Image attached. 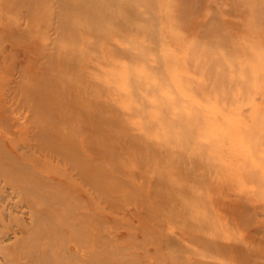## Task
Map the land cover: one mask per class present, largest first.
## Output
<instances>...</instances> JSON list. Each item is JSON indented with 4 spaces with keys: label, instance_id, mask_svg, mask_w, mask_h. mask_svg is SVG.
Returning <instances> with one entry per match:
<instances>
[{
    "label": "rangeland",
    "instance_id": "rangeland-1",
    "mask_svg": "<svg viewBox=\"0 0 264 264\" xmlns=\"http://www.w3.org/2000/svg\"><path fill=\"white\" fill-rule=\"evenodd\" d=\"M48 1L51 11H45V0H36L40 10L0 0V241L9 247L0 252V264L264 262V0L135 1L145 17L156 18V43L148 29L121 38L109 32L106 39L78 29L79 47L88 54L71 70L61 52L68 41L53 44L59 37L57 0ZM34 16L40 21L32 22ZM53 72L61 74L53 78ZM41 78L70 79L76 87L33 95L30 88ZM94 113L102 122L89 125L116 150L112 156L92 152L88 134H76L84 126L81 115L93 120ZM177 114L183 123L170 128L166 117ZM59 132L72 137L70 144L83 156H63V148H53L51 138ZM129 135L191 143L186 153L197 152L203 166L196 174L212 175L198 188L196 180L189 182L194 200L205 202L189 208L212 218L213 227L201 231L181 211L149 206L157 200L151 191L157 171L139 152L122 147ZM84 162L89 167L82 170ZM95 165L106 172L99 189L82 176H97ZM23 186L29 190L22 193ZM32 213L41 218L32 219ZM20 224L28 230L20 232ZM205 253L213 255L206 260Z\"/></svg>",
    "mask_w": 264,
    "mask_h": 264
},
{
    "label": "bare ground",
    "instance_id": "bare-ground-1",
    "mask_svg": "<svg viewBox=\"0 0 264 264\" xmlns=\"http://www.w3.org/2000/svg\"><path fill=\"white\" fill-rule=\"evenodd\" d=\"M14 1L18 2L20 4H25L26 6L27 5H30V6L33 5V7H35L36 10H40V7H38L36 5V4H38L36 2V0H35V2L32 1V0H14ZM135 1L137 2L138 0H57L56 4H57V6L59 8V14L57 16V19H58L57 20V26L56 27L54 26V27L56 28L55 31H56L57 34H59V37H58V39H56L53 42V44L57 46L58 43L61 40L68 41V46L65 47L64 50L61 51V52L64 53L63 55H65L64 60L66 61V65H67L66 67H67L68 70L73 69L79 63L80 58H82L84 55L88 54V52L86 50H83L82 48L79 47L81 42H80V39L77 38V34H78V31H79L78 29L83 30L84 32L90 33V34L96 36L97 38H104V39L108 38L109 32H115L116 34H119V37L121 38V37H124L125 34H128V33L132 32V31H135V32L140 34V32L148 29V30H150V38H151V40L153 41V43H156V40H157L156 39V37H157V26H156V23H154V21L156 22V18L155 17H151V16L150 17H145L142 12L138 11L134 7L133 2H135ZM51 6H52L51 3H49L48 0H45V2H44L45 11L46 10L51 11V9H50ZM47 15H49V14H47ZM37 16H38V14H37ZM51 18H46L47 20H45V25L49 26L51 24V20H50ZM31 20H32V22L35 21V23L37 21H40V20H38V18L36 16L32 17ZM17 28H18V33L21 36H24V35L27 34L26 30L21 29V27H17ZM28 34H29V32H28ZM109 36H110V34H109ZM97 48H98L97 45H95L93 50H97ZM113 50L116 51L120 55L122 54V55L126 56L129 59H130V57L133 58L134 60H138L139 59V57H134L129 52V50L128 51L127 50L122 51L120 49H113ZM54 51H55V49H54ZM58 53L60 54V51L56 52V54H54V55L52 54L53 56L50 58L51 61L59 59ZM42 62H43V60H42ZM9 69L10 68H8V70ZM40 72H41V74H43L42 71H40ZM60 74H61V72L59 74H58V72H55V73L53 72L52 73L53 78L57 77ZM45 75H47V74H45ZM59 83H61V84H59ZM29 85H32V84H29ZM74 86L76 87L75 83L73 81H71L70 79H68L66 81L64 80L62 82H58L57 80L53 79V81H51V83H47L44 80V78L43 79L41 78V79L37 80L36 86L33 89L30 88V90L33 91L32 92L33 95L34 94L37 95L38 93L44 92V91H46V92H51V91L54 92L55 90H58L60 87H67L68 89H71ZM95 86H93V87H95ZM92 89H96V88H92ZM93 91H95V90H93ZM72 105L74 106V104H72ZM3 109H4L3 111H5L6 117L8 118L10 116V110L7 107H4ZM116 110H117V108H116ZM100 114H101V111H100ZM100 114L99 113L98 114L94 113L93 114L94 115L93 116V120H87V116L85 114H82L81 116L83 118L82 120L84 122L83 123L84 126L82 128H79L78 130H76V132H77L76 134H80V135L88 134V136L92 140V141L89 142L88 147H89V149H91L92 152H94L96 154H100V155L103 153V155H105V156H112L114 153H116V150L114 148H109L107 146L106 142L104 141V137H102V135L99 133V131L97 130V127L93 128V127H90V125H89V123H92L94 125L101 124L102 118L100 117ZM112 121H108V122L111 123ZM257 121H258V119H257ZM53 123H55V122L53 121ZM166 123H167V125L170 128H174L177 125H180L181 123H183V116L178 115V117L176 119H172V117L171 118L166 117ZM54 125L56 126L57 124H54ZM88 125H89V127H88ZM116 125H118V124H116ZM14 126H15V123H14ZM88 128H89V130H88ZM55 129L56 128H54V133H55ZM12 130H13V128H12ZM103 131H104V129H103ZM105 131H106V129H105ZM202 132H201V134H202ZM0 134H1V132H0ZM13 135H15V134H13ZM173 136L176 137L177 135L173 134ZM71 138L72 137L66 136V134H64L62 132H59V134L52 136V138H51L52 144L51 145H52L53 148H58V149L63 148V151H64L63 152V154H64L63 156H67V155L69 156L70 155L72 158L73 157H77V156H83L82 153L80 152L79 148H77L76 146L70 144ZM6 142H8V141H6ZM214 144H216V143H214ZM214 144L213 145L211 144V145L214 146ZM10 145H11V143H10ZM190 146H191V143L184 142V141H181L179 144L166 143V142L156 143V142H152L151 140L149 142L145 141V140H143L142 137H139V136L129 135V136L126 137V143L122 147H125V149L128 152H130V151L131 152L132 151L139 152L141 154V157L144 159L143 161H147L148 163H150L153 166H155V169H156L157 172L154 174V176H152V177H154V182H152L153 186L151 187V191H152V194L156 195L157 200L155 202L149 204V206H153L154 204H157V203L160 204L161 203L162 205H165V208L167 207L166 210L167 209L168 210H170V209L172 210L173 209L176 213H178L177 211H181V214L183 212V213H185V216L186 215L187 216H191L192 219L195 218L191 222V224L194 225V226L197 225L198 229L202 231L204 229H210L211 227L214 226V223H213L212 218H210V217L202 219V217L199 216L201 218V219H199V217H197L195 215V213H193L190 210L189 203L190 204H192V203H202V204L204 203L205 204V202H204L203 198H201L199 196H196L197 199L194 200V194L192 193V191L189 190V188H188L189 186L188 185H189V182H192V180H196V182H194V183H196L195 186H196V188H198V186L200 184H202V182H204L203 181L204 178H206L207 175H209V173L212 175V173H211V170L210 171L207 170V171L203 172L201 175L196 174L197 173L196 171H198L200 169V167L202 166V162L200 161V158H199L197 152H195V153L193 152V154H191V153L187 154L186 153V151L189 149ZM197 146H198V144H197ZM199 148L201 149V146L200 147L198 146V150H199ZM225 150L226 149H224V152L227 151V150L226 151ZM213 152H215V149L213 150ZM122 154H124V153H122ZM210 154L211 153H209V155ZM221 154H223V153H221ZM201 155H202V151H201ZM171 157L174 158L172 161H171V159H172ZM201 157H203V156H201ZM235 157L237 158V156H234V158ZM223 158H225V157L223 156ZM238 159H240V157ZM245 159H247V158H245ZM13 160H15V159H13ZM248 160H250V159H248ZM188 165H190V167L187 170L186 168H188ZM85 167L88 168L89 167V163H86V162H84V164L82 163L81 169L84 170ZM201 168H203V166ZM94 169L97 172H98V170H100L97 165L94 166ZM183 169L185 170L184 172H183ZM253 172H254V170H253ZM85 174H82L83 178L86 179V181L91 182L93 187H95L97 189L100 188L99 186L102 184V182L104 180V177L106 176V172L103 169H101L98 172L97 176H95V177H91L88 174H86V175ZM182 174H184V176ZM228 174H230V173H228ZM119 176H118V178H119ZM152 183H151V185H152ZM126 185L129 186V187L132 186L130 183H127ZM109 186L111 187V184ZM226 186H228V184ZM21 189H22L21 191L23 193L24 191H28L29 187L23 186ZM224 189H226V188H224ZM204 190H205V188H204ZM225 192H226V190H225ZM31 193H33L34 195H37L35 191H33V192L31 191ZM19 194H21V193H19ZM186 199L189 200L188 203L184 202ZM251 199H252V197H251ZM3 200H4V198H2V196H0V216H2V213H3V211H2L3 210L2 209ZM144 200H145V198H144ZM147 201H148V199H147ZM194 206H197V205H194ZM255 207H257V206H255ZM246 208H248V206ZM244 209H245V207H244ZM192 210H193V208H192ZM198 210H196V211H198ZM204 213L207 214V215L209 214V208L208 207H204ZM178 214H176V217H177ZM31 216H32V219L41 218L40 216H38V215H36L34 213H32ZM160 216L162 217V215H159V216L157 215L156 217L161 219ZM166 217H167V214H166ZM178 217H180V216L178 215ZM261 217H262V215H261ZM181 218H182V216H181ZM228 220H230V219H228ZM164 224H166V223L164 222ZM230 224H231V222H230ZM2 226L4 227L3 224H2ZM20 227H21V228H19L20 232L28 230V229L23 230L24 226L21 225V224H20ZM159 230H160V227H159ZM227 230H228V228H227ZM229 230H231V229L229 228ZM163 231H164V229H163ZM188 240H189V238H188ZM200 241L203 243V246H205L206 248H211L212 247V242L209 241V239L207 237H202ZM2 242L3 241H0V252L1 253L4 250L9 249V247L7 245L2 244ZM181 243H182V241H181ZM234 244H236V242H234ZM175 245H177V244H175ZM15 247H16L15 249H17L19 247V238L16 240ZM201 248H202V246H201ZM184 250H185V248H184ZM180 251H182V249ZM207 252H209V251H207ZM209 253H207V254L205 253V255L206 256L207 255H213V254H209ZM184 255L185 254H183V256ZM183 256L181 258H183ZM196 256H198V254ZM203 256H204V254H203ZM206 256H204V257H206ZM214 256H215V254H214ZM208 257L209 256L206 257V260H207ZM178 258H180V257H178ZM2 259L4 260L3 257H2ZM211 261H214V260H211ZM214 262H213V264H215ZM262 263L264 264V262H262ZM262 263H260V264H262Z\"/></svg>",
    "mask_w": 264,
    "mask_h": 264
}]
</instances>
